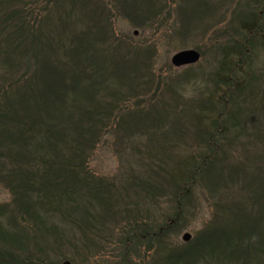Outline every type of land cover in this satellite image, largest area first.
Wrapping results in <instances>:
<instances>
[{
    "label": "rangeland",
    "instance_id": "rangeland-1",
    "mask_svg": "<svg viewBox=\"0 0 264 264\" xmlns=\"http://www.w3.org/2000/svg\"><path fill=\"white\" fill-rule=\"evenodd\" d=\"M262 1L0 0V16L11 15L5 11L12 12L9 22L16 24V28L6 29L7 34L0 36V107L13 112L14 134L21 118L26 122L19 123L23 127L31 124L29 116L37 118L32 109L63 105V83L74 81L67 76L68 68L86 64L82 50L76 60L66 61L64 48L71 41H83L82 46L89 48V64H113L112 70L117 64L115 78L119 87L108 89L114 91L112 94L117 90L121 94L116 106L119 108L112 112L108 130L102 134L100 130L98 136L102 138L96 140L87 164L95 186L99 185L98 200H90L93 215L81 214V209L70 213L66 206L64 214H50L46 206H38L43 210L41 225L32 214L19 213V226H7L11 238L2 241L0 237V264L8 260L15 264H61L65 260L71 264H119L122 245L118 244L125 234H120L122 229L142 223L144 230L155 235L143 237L146 248L130 250L134 246L130 244L126 256L131 264H165L162 257L169 254L191 257L204 245L205 240L195 239L204 237L208 226L228 233L227 227L233 225L217 224L216 214L212 216L215 202H233L241 208L242 216L236 218L242 227L236 235L239 251L232 262L252 264V213L258 210L252 206V190L260 191L258 186L264 184V14L262 18L258 16L263 10ZM150 8V22H141ZM252 14L258 19V28L262 27L260 33L252 31ZM114 43L119 47L107 56L108 47ZM233 48L235 53H230L228 50ZM184 50L196 51L198 61L174 67L171 58ZM104 56L107 60L103 63ZM221 64L229 65L221 69ZM226 80L234 86L229 92L232 103L224 113V104L219 101L227 100ZM3 91L5 95H1ZM103 99L106 104L113 102L112 97ZM196 104L207 106L206 113L204 109L200 111L201 117L206 115L203 120L208 129L218 131L219 126H225L226 139L217 137L221 140L218 143L194 137L198 126H188L186 120L199 118ZM69 115H64V134L71 129ZM14 147L16 152L18 146ZM9 149V144L0 143V153L6 161ZM205 149L220 156L210 173L214 184L208 183L204 175L195 177L197 183L190 187L192 198L181 200L177 195L182 188L172 189L169 180L163 178L159 179L162 188L156 198L142 206H138L133 189L122 191L129 180L149 176V171L158 165L170 170L169 163L183 158H192L197 165ZM6 161L0 162V206L9 210L0 213L3 226L8 219L17 217L12 213L17 210L12 203L17 197L6 180L11 168L16 167L14 162ZM189 184L190 181L184 186ZM100 185L110 187V194ZM137 207L142 217L138 220L129 214ZM130 218L136 219L130 222ZM166 219L173 220L167 228L163 226ZM184 234L190 235L189 241L182 240ZM219 237L215 234L206 243ZM87 247H92L94 254ZM228 257L232 260L231 254Z\"/></svg>",
    "mask_w": 264,
    "mask_h": 264
},
{
    "label": "trees",
    "instance_id": "trees-1",
    "mask_svg": "<svg viewBox=\"0 0 264 264\" xmlns=\"http://www.w3.org/2000/svg\"><path fill=\"white\" fill-rule=\"evenodd\" d=\"M152 9L153 8H150L149 15L144 16L141 22H150ZM5 13H11V15L3 14L0 16V36H3L4 33L7 34L6 29L10 30L16 28L14 22H9L12 18V12L5 11ZM257 20L256 15L252 14V31L260 33L264 28L261 27V29L260 26L258 28ZM20 21L22 22L23 20L20 19ZM245 25L247 26L249 24ZM82 43L83 41H71V43L64 48L67 62L76 60L79 54L78 51L80 50L83 51L81 55L86 62V64L68 68L69 71H67V76L72 77L74 81L63 83L65 85L63 87L65 92L62 93L64 101L62 104L64 106L56 103L54 108L37 107L36 109H32V111L35 112L34 116H37V118L32 119L29 116L28 121L31 124L29 125L27 123L28 127L22 126V124L25 125L26 123L23 121L25 118L19 116L21 120L18 122L22 124L18 123L19 127L16 134L12 131L15 122V117L12 116L13 112L10 113V110L6 107H0V143L3 145L9 144L10 148L8 152L10 154L8 158L9 161H6L0 153V162L4 159L6 163L14 162L15 164L14 166L16 168H11L12 170L10 171L12 173H10V176L7 177L6 180L13 186L14 196L17 197V200L12 202L17 208V210L12 213L14 214L13 216L17 217L8 219L5 225L6 227L0 223V237L2 241H5L6 237L11 238L12 233L7 226H19L18 221H16L19 213H25V216L26 214H32L33 220L43 225V210H39L37 208L38 206H46L50 214L62 215L64 214L62 211L68 207L70 213L74 210L80 211L81 209V214L88 212L89 214L86 216L93 215L89 210V207L91 208L90 200H92V202L98 200V197H96V187L99 185L95 186L94 178L90 172L87 171V164L90 160L92 149L95 148L94 146L97 144L96 140H98L99 137L100 139L102 138L101 135L98 136L100 130L101 134L102 131L108 130L111 124L110 121L112 120V112L119 108L116 106H118L117 103L121 102V94L118 90L115 94H112L114 91L109 92L112 86L119 87L118 78H115V68L117 64L114 65L113 70L111 68L113 64H93V62L89 64L87 61L90 60V58L88 59V57H90V50L89 48H85L86 46H82ZM117 46L119 47V43H114V46H109L107 50L109 54L107 56H110L111 52L115 51ZM235 50L236 49L233 48V50L230 49L228 51H230V53L234 51L235 53ZM235 56H238V54H235ZM91 59L93 60V58ZM227 59L229 60V57L225 60ZM106 60L105 56L102 57L103 63ZM124 65L133 64H120L122 67ZM226 65L229 64H221V69H224ZM65 68H67V66ZM119 68L122 70L121 67ZM107 71H112L110 75H114V77L107 74ZM228 73L230 74L231 70ZM61 80L63 82L62 77ZM71 82H74L72 85L76 88L75 92L72 85H70ZM224 85L227 88V100H220L219 103L223 102L222 104L224 105L221 109L225 113V108L232 103V100L229 99V92L234 85L228 80L224 82ZM214 88L215 91H217L216 84ZM1 95H5V92L3 91ZM57 97H59V94ZM102 97H112L113 102L108 101V104H106ZM39 99L42 100V96ZM78 102H80V104ZM7 106L9 107V105ZM202 107L201 104L200 106L196 104L195 108L198 111L204 109L203 113H206L207 111L205 108L207 109V106L204 104V107ZM67 113H71V115L67 117V120L71 122V129L67 130L70 131L69 133L64 134L63 132L65 129L63 120L66 117L64 115ZM201 115L200 111V113L197 114L199 118L196 117L186 120L188 126H190V123L198 126L195 130L194 137H199L202 142L215 141L219 143L221 140L218 138L223 140L226 139L224 125L221 126V128L219 126L218 131L210 130L207 127V123L203 120L206 119V115L203 117H201ZM15 145L18 146L16 147V152L13 150ZM203 152L204 155L199 158L200 161L197 165L195 164L196 166L192 158H183L180 162L173 163L172 165L169 163L170 170L165 166L161 168L158 165V168H155L157 172L154 171L155 169H151L149 171V173L151 172L149 176L140 177L135 182L132 181V179L129 180L127 185L123 186L122 191L128 193L129 190L133 189V191L136 192L137 201H139L138 206H142L146 204L148 199L154 200L156 198V194L162 188L159 179L163 178L166 181L169 180L172 189L175 188L176 190L182 188L177 195L181 200L192 198L190 187L196 182L197 179L195 177L204 175V178L207 177L209 180L208 183L212 182V184H214L210 173L217 167L220 160V156L215 155L211 149H205ZM176 173L177 177L175 176L173 180L170 179L172 175ZM180 176L181 178H179ZM174 181L176 183H174ZM188 181H190V184L186 188L184 184ZM12 183H14V185ZM105 187V185H100L101 190L106 189ZM258 187L260 191L255 192L252 190V206L256 205L258 207V210L252 213V264H264V184ZM109 189L110 187L106 189L105 193L110 194L108 192ZM134 206H136V203H134ZM39 208L41 209V207ZM92 209L93 206L91 210ZM6 210V207L0 206V213H6ZM135 210L136 211H131L129 214L133 213L132 215H135L137 220L142 218L139 214V207ZM213 210L215 213H212V216L215 218L214 214H216L217 224L222 222L233 224L232 227H227L228 233H225L224 230L217 227L208 226L206 231H204L205 236L203 237L201 235L195 239L205 240V242L203 243L204 245L196 251L194 256L190 257L186 254L172 257L169 254L167 257H162L165 264H234L232 261L239 251L238 247L240 244L236 235L242 230L239 220L236 219L239 214L242 216V212L240 211L241 208L233 202L228 205L215 202ZM216 210L220 212L216 213ZM7 211L9 212V210ZM128 218L129 216L127 219ZM136 218H130L129 221L133 222ZM177 218L178 217H175V221ZM170 223L172 224L173 220L166 219L163 226L167 228L170 226ZM143 224L144 223H142V226L136 227H130L131 225H129L122 229L123 232L120 234H125L120 244H118L122 245V255H120L121 260L119 264H125V259H128L126 255L130 250L135 249V247L146 248L142 241H144L146 234L151 235L153 232L144 230L145 225ZM96 227L98 226H95V230H98ZM215 234L220 236L219 239L206 243L214 239ZM154 235L155 233L152 234V236ZM261 236L263 237L256 239V237ZM130 244L134 246L129 250ZM90 249V253L94 254V249L92 247H87V250ZM127 249L128 252L126 251ZM147 249L149 251V248ZM247 253H249V251ZM228 254H231L232 260L228 257ZM216 259L220 260L215 262L214 260ZM1 262L3 261L0 260V263ZM9 262L15 264L11 260L7 261V263ZM131 263L129 259L128 262H126V264ZM242 264L248 263L245 262Z\"/></svg>",
    "mask_w": 264,
    "mask_h": 264
},
{
    "label": "water",
    "instance_id": "water-1",
    "mask_svg": "<svg viewBox=\"0 0 264 264\" xmlns=\"http://www.w3.org/2000/svg\"><path fill=\"white\" fill-rule=\"evenodd\" d=\"M199 59V54L194 51V50H184L181 52L176 53L172 58H171V64L174 67H181L185 65H191L193 63H196ZM190 235L189 234H184L182 236V240L184 242L189 241ZM62 264H70L68 261L63 262Z\"/></svg>",
    "mask_w": 264,
    "mask_h": 264
},
{
    "label": "flooded vegetation",
    "instance_id": "flooded-vegetation-1",
    "mask_svg": "<svg viewBox=\"0 0 264 264\" xmlns=\"http://www.w3.org/2000/svg\"><path fill=\"white\" fill-rule=\"evenodd\" d=\"M262 2H260V3H262V5H263V10H260L259 14H258V16L261 17V18L263 17V14H264V0Z\"/></svg>",
    "mask_w": 264,
    "mask_h": 264
}]
</instances>
